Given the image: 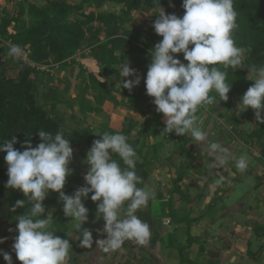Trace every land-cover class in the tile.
Returning <instances> with one entry per match:
<instances>
[{
  "label": "clouds",
  "instance_id": "obj_1",
  "mask_svg": "<svg viewBox=\"0 0 264 264\" xmlns=\"http://www.w3.org/2000/svg\"><path fill=\"white\" fill-rule=\"evenodd\" d=\"M182 7L185 9L182 18L167 14L160 7L153 23L162 40L149 53L146 94L154 98L156 111L165 118L163 133L190 136L194 144L214 158L217 168L235 160L236 168L244 171L248 168L247 160L243 156L235 158L221 143L209 142L208 132L200 126L197 115L216 103L217 95L219 103L228 101L232 89L229 70L235 73L246 65L243 49L234 39L239 27L234 0H183ZM181 53L187 63L177 58ZM9 54L21 58L24 52L20 46L12 45ZM249 68L247 79L254 83L243 94L236 114L251 108L255 119L264 124V65ZM119 76L123 89L131 90L141 83L130 63L121 65ZM128 77L134 79H123ZM38 135L42 142L33 147L28 140L23 151L14 147L19 142L15 136L0 142V152L6 153L4 160L8 166L6 187L22 192L25 197L16 201L11 210L25 209L26 203L31 205L25 214L15 216L18 223L14 231L18 235L13 249L21 264H70L73 246L69 239L56 234L53 219L43 206L50 192L59 194L65 216L71 218L73 229L80 233L81 247L93 244L92 231L83 228L89 219V209L83 201L90 193L91 200L98 202L96 217L99 214L105 221L103 232L107 236L96 241L99 249L105 253L122 251L126 241L141 246L149 244L151 227L136 212L146 208L154 194L139 187L143 180L136 172L138 155L127 136L105 132L93 142L85 160L90 166L84 177L87 186L69 195L64 189L73 172L69 166L74 154L71 141L62 132L53 136L39 130ZM223 182L221 177L215 184ZM0 255L7 264H13L9 253L0 250ZM230 264H237L236 256L231 257Z\"/></svg>",
  "mask_w": 264,
  "mask_h": 264
},
{
  "label": "trees",
  "instance_id": "obj_2",
  "mask_svg": "<svg viewBox=\"0 0 264 264\" xmlns=\"http://www.w3.org/2000/svg\"><path fill=\"white\" fill-rule=\"evenodd\" d=\"M8 1L17 3V8L11 13L0 4V42L2 44L0 46V66L4 68L0 71V142L10 140L15 136L19 142L14 147L23 151L25 150L24 142L28 140H31L33 147L42 142L38 135L39 130L49 132L53 136L57 132H62L71 143L81 146V153L86 157L90 145L95 140L101 139L94 133L95 126L88 124L81 129L65 130L64 124L52 114L55 105H52L51 110L46 108L38 101L35 91L36 78L43 72L38 68V65H58L61 68H66L70 64L78 62L76 56L85 47L91 49L90 54L98 61L101 73L107 80L119 70V66L130 63L137 75L141 77V83L136 91L122 88V95L128 97L130 106L134 108L145 102L144 112L153 113L155 120H161L163 114L156 111V105L153 103L154 98L146 94L144 81L148 70L144 76L138 72L141 66L151 62L150 50L162 39L155 36L154 27L146 30L137 26L129 27L128 24L133 20L134 11L150 12L154 9L151 20L153 26L154 21L158 18L160 7H166L167 14H176L182 18L185 13V9L182 7L183 0H160V5L158 0H81L78 3L69 0H42V3L35 0ZM108 2L120 5V10H102ZM87 5L92 6L93 9L85 11ZM234 8L238 13L237 23L239 25L234 39L236 45L246 50L248 54L244 57L246 65L235 73L229 70L228 80L230 83L232 82L229 98L231 95L243 96L254 83L247 79L250 75L249 67L264 65V0H234ZM11 27H13L12 32L10 31ZM102 34H105V37ZM5 38L11 39L13 44L22 49L30 50L29 58L36 65L22 64L17 75H7L4 59L6 48L3 46ZM10 48L8 49L10 50ZM117 51H120V54H117ZM183 61L187 63L184 58ZM91 76L93 86H100L111 91L119 90L113 84L108 85L97 80L94 75ZM129 79H134V77H129ZM103 89L100 95L105 94ZM216 98L219 99V96L217 95ZM202 111L204 109L197 113L198 117ZM218 114L224 115L221 111ZM150 126L151 122L145 121L142 140L130 138L134 128L132 122L128 128L121 132L109 129L107 126L101 127L104 132L120 133L127 136L136 152L142 153L143 160H137L136 172L143 182L148 180L150 174L147 169L153 164L149 159V147L145 153L142 150L149 146L147 133ZM249 137L251 142L262 143L261 154L264 157V124L259 123L255 126L249 132ZM139 144H142L141 148L137 147ZM184 151L194 160L195 153L187 148V144ZM5 155V152H0V228L8 226L12 232V250L9 254L12 256L14 264H21L13 249L15 237L18 235L14 231L18 223L15 216L25 214L31 205L26 203L25 209L18 208L14 212L11 210L16 201L23 200L25 197L22 192L6 187L8 166L4 160ZM113 158L119 160L117 156ZM182 178L183 173L180 172L174 181L175 190H180L179 182ZM78 188H80L78 177L70 175L67 178L65 193L73 195ZM91 195L92 193L83 201L85 207L89 209V219L86 223L88 226H91L95 220L102 219L99 214L96 217L98 202L92 201ZM161 195L163 194L161 193ZM169 203L172 206L171 200ZM43 206L46 208V214H49V209H55V215H49L53 219V227L58 236L70 240L73 246L70 262L77 263L78 254L82 252V248L69 234L71 218L65 216L59 194L50 192L43 202ZM170 215H173V218L170 216L171 220L175 218L172 210ZM152 220L151 211H149V215L145 216L144 221L150 225ZM195 240V237L189 236L188 246ZM185 247L180 248L181 258L183 262L193 264L194 262L183 253Z\"/></svg>",
  "mask_w": 264,
  "mask_h": 264
},
{
  "label": "crops",
  "instance_id": "obj_3",
  "mask_svg": "<svg viewBox=\"0 0 264 264\" xmlns=\"http://www.w3.org/2000/svg\"><path fill=\"white\" fill-rule=\"evenodd\" d=\"M143 12L148 14L151 11ZM151 20H148V23H151V26L148 27L149 29L153 28ZM153 31L158 39H162L161 36L156 34L154 28ZM102 36L105 37V34H102ZM90 52L91 49L85 47L78 52L76 56L77 63H72L66 68H62L71 69L73 65H75V68L77 67L76 72L71 71L72 77L70 80L77 84L73 87L71 98H73V109L77 111L76 114H79V118H86L85 120L90 125L95 126L94 133L99 138H101L100 135L105 133L101 128L102 126L121 132L128 128L132 122L134 123V128L131 135L133 138L142 140L144 137V123L145 121L151 122L147 133L149 146L142 148V150L145 153L149 147V159L153 162L147 169L150 175L147 180L146 190L154 194V199L149 204L153 219L152 227H158L161 233L159 237H153L156 248L150 249L151 252L147 249L148 247L145 250L152 254V250L155 249L157 254H160L159 251L165 247L162 246L161 239L171 236L175 242L171 246L174 250L179 246L177 243L182 244L183 242L185 244L187 242L183 253L194 262L193 264H227L228 262L230 263L232 256L237 257V264H264V250L256 256L258 244H264V157L261 154V149H256L258 142L249 144V149L256 155L254 156L258 160L255 164L248 163V168L244 171L236 168L235 160L230 161L223 168H217L214 158L207 153L203 157L202 153L205 152L193 143L190 136L187 145L189 147L187 148L194 150V160L185 152L174 151L173 149V152H170L168 147L171 145L172 148L173 146V142L170 141L171 138L174 137L173 141L179 142L181 136H176L175 133H163L166 128L164 116L160 121H157L153 113H145V102V104L143 103L136 108L130 106L128 97L123 96L121 92L123 88L122 82L120 83L122 78L119 76L121 66L107 80L105 75L101 73V66L98 61ZM117 54H120V51H117ZM182 62L185 63L183 60ZM150 63L141 66L138 73L144 76ZM22 64H25V62L21 60L20 65L22 66ZM2 70L3 66H0V71ZM91 75L108 85L113 84L119 90L111 91L105 90L100 86H93ZM123 79L127 80L129 77ZM79 85H82L81 90H78ZM138 88L139 85L130 91H136ZM102 89L105 90L104 95H100ZM79 98L83 100L81 104H78ZM138 111L145 113L146 117L143 118V115ZM231 116V118L229 115L222 116L225 121L222 118L217 121L214 117L210 118L207 111H203L199 117V122L200 126H203L204 130L208 132L209 142H213V136L218 134L221 137V144L228 147L235 158H239L241 156L236 153L237 145L233 144L234 141L227 144L225 142V133H223V128L231 131L236 129L235 126L239 127L238 117L236 115ZM218 125L222 126L221 129ZM240 141L244 142L242 139ZM137 147L141 148L142 144L137 145ZM137 155L138 160L142 161V153L137 152ZM205 162H207L206 165ZM180 172L183 173V178L179 182L180 190H175L174 181ZM241 175L245 177L240 178ZM251 176H254L256 180L247 186V189L241 191L240 195L243 199L238 201L231 198L232 201L221 199L223 196L230 195L233 192L232 187L235 186V180H238L239 185H241L245 184V180L248 177L251 178ZM221 177L224 178V182L216 185L215 181ZM156 193H162L167 196L164 198L157 197ZM170 200L177 209L179 216L189 215L190 222H175L174 219L171 220L170 215H163L165 217H162L161 220V214L166 213L168 215L170 208L165 205L164 210L162 209L164 212L161 213L159 211L161 206L159 205V207L158 203L167 204ZM208 207H211L214 211H210L207 215ZM207 216H210L211 219ZM220 219L224 221H220ZM216 223L221 225L220 228H217L219 231L217 235H215L217 233L215 229ZM101 224L105 225V221L102 220ZM189 236L195 237L196 240L188 246ZM213 238L215 244H208L207 239L212 241ZM252 239L257 240L255 246ZM158 242H161L159 247ZM220 244H223V246H220ZM208 246H213L215 249L208 248ZM211 253L215 254L216 257L212 258L210 256Z\"/></svg>",
  "mask_w": 264,
  "mask_h": 264
},
{
  "label": "rangeland",
  "instance_id": "obj_4",
  "mask_svg": "<svg viewBox=\"0 0 264 264\" xmlns=\"http://www.w3.org/2000/svg\"><path fill=\"white\" fill-rule=\"evenodd\" d=\"M35 1L39 3L43 2L42 0H35ZM69 1L78 3L81 0H69ZM0 4L3 7H6L11 13H13L17 8V3L11 2L8 0H0ZM120 8H121L120 5L115 4L114 2H108L102 8V10L112 9V10L118 11L120 10ZM162 8L165 11V7H162ZM92 9H93L92 6L87 5L85 8V11L88 12ZM134 13H135L134 19L129 24V26L130 27L137 26V27L149 30L148 27L151 26V23L149 24L148 20L153 18L154 9H152L151 12L148 14L144 13L143 10L134 11ZM10 30H13V27H11ZM1 45L2 44L0 42V46ZM247 54L248 52L246 50H243V57H245ZM178 58L182 61L183 54H180ZM20 61H21V58H16V57L8 58L5 64V73L9 76H15L21 68ZM40 69L43 72L41 75H39L38 78H36V89H35L38 101L44 104L45 107L48 108L49 110H51L52 105H55V110L53 111L52 114L54 117L58 118L64 124V128L67 131L73 130L75 128H81L83 127V124H84V127L85 125L89 124L85 120L86 118L85 119L79 118V114H76L77 111L73 109V106H72L73 98H71V94H72V91L74 90L73 89L74 85L76 86L77 84L73 83V81L70 80L72 77L71 71L76 72L77 67L75 68V65H73L71 69H62V68H59L57 65L56 66L40 65ZM249 73H250V70H249ZM81 88H82V85H79L78 90H81ZM81 99L82 98H79L78 104L82 103L83 100ZM241 102H242V96H239V95H231L228 102L221 100L219 103V99L216 98V103L208 106L206 109H204V112L207 111L210 118L214 117V119H216L217 121H220L221 120L220 118H222V120L225 121V119H223L222 116H226V115H236L238 117V121L240 122V124H239V127L235 126L236 128L235 130L230 131L228 129L223 128L224 129L223 133H225V142L229 144L230 142L234 141L233 144L237 145L238 147L236 150V153L239 154V156H243L249 164L250 163L255 164L258 159L255 158L256 155L251 151V149H249V144L252 143L249 137V132H251L253 128L259 124V122L255 119L254 110L251 108H249L247 111L239 115L236 114L238 110V105ZM216 109H219V110L217 111ZM220 109H222L223 111ZM219 111H221L224 115L221 116L220 114H218ZM138 112L143 115L142 116L143 118L146 117L145 113H143L142 111H138ZM218 126L221 129L222 126L221 125H218ZM202 128L204 129L203 126ZM132 137L133 136L130 135V138ZM213 137H214L213 142H218V143L222 142L221 137L218 136V134ZM189 139H190L189 136H185V137L181 136L180 141L175 142L173 141L174 137H172L170 141L173 142V146L171 148V145H170L168 147V150L170 152H173V150L174 151L176 150L179 152H185L184 147L186 146V144L188 145ZM240 139H242L244 142H241ZM92 145L93 143L90 145L89 148H91ZM71 146L73 147V150H74L73 160L69 165L70 168L73 170L71 175H75L76 177H78L79 185L80 187H83L86 184L84 177L87 171L89 170L90 166L86 164L85 162L86 157H84L81 153V146L75 143H71ZM261 148H262V143L258 142L256 149L260 150ZM205 154L206 153H202V156L204 157ZM206 163L207 162H205V165ZM242 177H245V176L241 175L240 178ZM255 180L256 179L254 176L253 177L251 176V178L248 177L244 182L245 184H241V185H239L238 180H235V186L232 187L233 192L230 195L228 194L226 196H223L221 199L222 200L225 199L228 201H232L233 199H235L236 201L243 199V197L240 195L241 191H243L244 189H247L248 188L247 186H249L252 182H255ZM147 183L148 181H144L142 184L139 185V187L146 189ZM155 195L161 198H164L165 196H167L165 194L159 195V193H156ZM159 205L161 206V210H159L161 213L164 212L163 208L165 207V205L168 208H170V213L172 210V212L175 215V218H174L175 222L190 220L189 215H185L183 217L179 216L177 209L174 207V205L171 206L170 203L163 204L160 202L158 203V206ZM149 211L151 210H150V205L148 204L146 208L137 210L136 215L142 221H144L145 216L149 215ZM210 211L213 212L214 209H212L211 207H208L206 211L207 215L210 213ZM48 213L49 215H52V216L55 215V209L53 208L49 209ZM170 213L168 215L166 213L161 214L162 215L161 220H162V217L169 216ZM170 216L173 218V215H170ZM208 218L211 219L210 216ZM102 220L103 219L95 220L91 226H88L86 223L83 225V228H87L91 230L92 235H93V244L87 247L80 246V243H79L80 233L76 232L73 229V224L71 221L70 228H69V234L77 241L79 247L82 248V252L78 254L77 263L70 262V264H161V262L162 264H190L187 262L183 263V259L181 258V254H180V248H184L187 242L185 244L183 242L182 244L177 243V245L179 246H177L176 247L177 249L174 250L171 246L175 242L171 238V236H166L163 239H161V242L163 244L162 246H165V247L161 249V251H159L160 254H157L155 249L152 250L153 251L152 254L150 253L151 252L150 249L156 248L154 245L153 237L154 236L159 237L161 233L158 227L157 228L152 227V224H150V227L152 230V237L148 245L141 246V245L136 244L134 241H126L125 244L123 245L122 251L117 250V251H111V252L105 253L102 249H99L96 244L97 240L104 239L107 236V234L103 232L105 225L101 224ZM220 221H224V220L220 219ZM215 226H216L215 229L217 231L215 235H217L219 234V231L217 230V228H220L221 225L219 223H216ZM157 232H159V234H157ZM0 239L4 240L3 243H0V250L10 253L12 250V246H11L12 232L9 230L8 226H4L0 228ZM213 241H214V238L212 239V241L207 239L208 244L214 243ZM252 241L254 242V246H255V244L257 243V240L252 239ZM161 242L160 243L158 242V247L159 245H161ZM220 246H223V244H220ZM146 248L150 250V252L146 251L145 250ZM208 248L215 249L213 246H208ZM256 250H258L256 254L257 256L262 250H264V244L262 245L258 244V248ZM212 253H215V252H212ZM211 254L210 256L212 258L216 257L215 254H212V255ZM0 264H7V262L3 258V255H0ZM227 264H230V263L228 262Z\"/></svg>",
  "mask_w": 264,
  "mask_h": 264
},
{
  "label": "built area",
  "instance_id": "obj_5",
  "mask_svg": "<svg viewBox=\"0 0 264 264\" xmlns=\"http://www.w3.org/2000/svg\"><path fill=\"white\" fill-rule=\"evenodd\" d=\"M11 32L13 30H10ZM12 45H15L12 43L11 39H3V46L6 48L5 54H4V59L5 61L8 60V58H12L13 56L9 54V47H11ZM24 55L21 57V60L27 64H31V65H36L34 62L31 61V59L29 58V52L30 50H25L23 49ZM38 68H40V65H38Z\"/></svg>",
  "mask_w": 264,
  "mask_h": 264
}]
</instances>
